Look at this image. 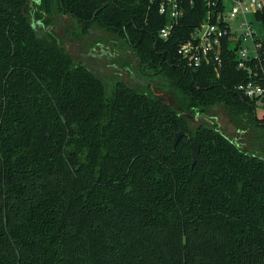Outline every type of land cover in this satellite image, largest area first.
<instances>
[{"label": "trees", "instance_id": "obj_1", "mask_svg": "<svg viewBox=\"0 0 264 264\" xmlns=\"http://www.w3.org/2000/svg\"><path fill=\"white\" fill-rule=\"evenodd\" d=\"M64 16L69 38L127 46L149 86L107 91L57 36ZM200 19L165 41L149 0H0V264H264V117L231 56L220 75L180 59Z\"/></svg>", "mask_w": 264, "mask_h": 264}, {"label": "built area", "instance_id": "obj_2", "mask_svg": "<svg viewBox=\"0 0 264 264\" xmlns=\"http://www.w3.org/2000/svg\"><path fill=\"white\" fill-rule=\"evenodd\" d=\"M167 19L159 36L168 40L187 19L196 21L188 35L180 39L178 55L191 68L214 67L220 75L227 56L247 81L235 89L243 99L264 106V37L256 24L264 23V0H149ZM256 111V109H255Z\"/></svg>", "mask_w": 264, "mask_h": 264}, {"label": "rangeland", "instance_id": "obj_3", "mask_svg": "<svg viewBox=\"0 0 264 264\" xmlns=\"http://www.w3.org/2000/svg\"><path fill=\"white\" fill-rule=\"evenodd\" d=\"M32 5V4H31ZM58 21V20H57ZM60 21V23H59ZM55 28L57 36L60 37L62 44L67 47L76 63L89 68L105 84L107 91H111L114 85L121 81L127 85H133L139 79V66L131 50L127 46L118 48L112 42L103 40L106 35L94 30L88 38L81 41L69 38L66 34V27L63 21L70 22L67 17L60 18ZM37 25V24H36ZM257 33L264 37V27L256 24ZM93 48H91L90 46ZM116 47V48H115ZM93 49V50H92ZM127 62L130 65L126 64ZM158 96L167 104H173L171 94L162 89H155ZM256 115L259 119L264 117V106H255ZM211 117H215L214 123L218 124L219 129L227 136L235 139L242 149L247 150L250 145L249 133L238 131L229 121L228 117L221 111H215ZM192 120V117L190 118ZM195 121L193 122V124ZM195 125V124H194Z\"/></svg>", "mask_w": 264, "mask_h": 264}, {"label": "water", "instance_id": "obj_4", "mask_svg": "<svg viewBox=\"0 0 264 264\" xmlns=\"http://www.w3.org/2000/svg\"><path fill=\"white\" fill-rule=\"evenodd\" d=\"M264 102V100H263ZM186 134L183 131H180L176 133L174 141H173V149L176 150L177 145L179 144L180 140L185 136ZM191 152H192V166H195L196 164H201V158H200V144L197 142H193L191 144Z\"/></svg>", "mask_w": 264, "mask_h": 264}, {"label": "flooded vegetation", "instance_id": "obj_5", "mask_svg": "<svg viewBox=\"0 0 264 264\" xmlns=\"http://www.w3.org/2000/svg\"><path fill=\"white\" fill-rule=\"evenodd\" d=\"M93 49H94V48H93ZM93 49H92V50H93ZM135 81H136L137 83L141 84V85H144V86H147V87L149 86V85H145V83H144V81H143L142 78L136 79Z\"/></svg>", "mask_w": 264, "mask_h": 264}]
</instances>
